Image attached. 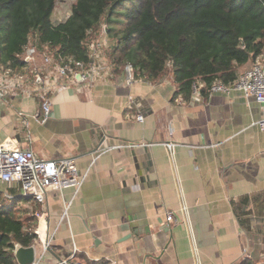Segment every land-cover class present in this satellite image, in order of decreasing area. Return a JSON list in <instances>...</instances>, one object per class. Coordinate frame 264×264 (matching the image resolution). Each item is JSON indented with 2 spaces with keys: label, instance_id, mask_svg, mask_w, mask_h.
I'll return each instance as SVG.
<instances>
[{
  "label": "crops",
  "instance_id": "1",
  "mask_svg": "<svg viewBox=\"0 0 264 264\" xmlns=\"http://www.w3.org/2000/svg\"><path fill=\"white\" fill-rule=\"evenodd\" d=\"M0 73V143L42 159L72 158L85 176L76 195L52 191L43 206L34 204L48 213L53 235L41 264L73 252L81 264H264V131L252 98L199 91L185 100L170 76L128 85L124 70L111 68L92 86L62 81L41 124L33 86L9 89L6 77L19 72ZM167 143L176 144L173 154ZM126 144L137 147H118ZM0 185L19 194V185ZM35 251L37 258L40 246Z\"/></svg>",
  "mask_w": 264,
  "mask_h": 264
},
{
  "label": "trees",
  "instance_id": "2",
  "mask_svg": "<svg viewBox=\"0 0 264 264\" xmlns=\"http://www.w3.org/2000/svg\"><path fill=\"white\" fill-rule=\"evenodd\" d=\"M55 5L0 0L1 70L22 71V49L32 36L53 56L88 64V46L106 26L104 56L114 73L129 64L138 78L170 76L188 100L194 84L202 93L215 81L228 85L264 50V0H73L56 24ZM19 199L6 202L0 193V264H17L15 245L28 248L36 238L33 218L19 216Z\"/></svg>",
  "mask_w": 264,
  "mask_h": 264
},
{
  "label": "built area",
  "instance_id": "3",
  "mask_svg": "<svg viewBox=\"0 0 264 264\" xmlns=\"http://www.w3.org/2000/svg\"><path fill=\"white\" fill-rule=\"evenodd\" d=\"M109 47L106 32L103 28L99 34L93 39L88 46V55L90 62L85 64L76 61L71 56H60L57 54L53 56L47 52V45L39 48L37 44L28 42L22 49V57L25 61V66L22 71L16 75V80L10 82L7 79L6 87L9 89H17L21 81L32 85L37 94L40 108L42 110V117L40 123H45L48 119L51 105V92L61 89L64 84L62 81L66 80L69 85L71 80H77L87 86H92L110 69L111 65L105 59L104 51ZM170 66V65H169ZM1 71V70H0ZM8 75H12L10 71L5 70ZM124 74L126 84H132L135 79V71L131 65L127 64L124 67ZM10 79V78H9ZM3 82L0 74V98L3 97ZM24 90V87H22ZM26 90V89H25ZM24 90V91H25ZM199 86L194 84L192 86V95L199 96ZM232 91L241 92L246 98H252L261 107V118L255 123L260 131H264V50L257 56L252 63L250 69L239 74L237 79L232 83L226 85L220 81H215L208 92H221L229 94ZM128 104L130 106H137L136 101L132 97H128ZM18 119L23 127L28 126V122L23 114H17ZM144 118L141 115L136 117V121L142 123ZM39 121V120H38ZM26 144L29 145V138L26 139ZM142 144L141 146H145ZM173 154V149L176 147L174 143L164 144ZM133 148L136 144H126L125 146H118ZM104 150L103 152H106ZM85 176L81 175L72 158L60 160H47L37 157L30 148L20 149L13 146L10 142L0 143V184L11 187L19 185V194L14 195L10 192H0L2 198L6 202H11L17 198L32 202L35 205L43 206L46 201L47 194L52 191L61 192L63 189H73L76 195L83 182ZM71 202L65 204L63 212L60 216V221L68 220V210ZM173 221L171 214H167L166 222ZM34 234L36 236L32 246H40L41 254L35 257L32 264H41L44 255L49 251L53 235L49 231L48 213L40 211L38 215V223L36 225ZM52 264H81L75 258V252L69 258L55 261Z\"/></svg>",
  "mask_w": 264,
  "mask_h": 264
},
{
  "label": "rangeland",
  "instance_id": "4",
  "mask_svg": "<svg viewBox=\"0 0 264 264\" xmlns=\"http://www.w3.org/2000/svg\"><path fill=\"white\" fill-rule=\"evenodd\" d=\"M72 3L73 0H56L54 14L52 18L53 23L56 24L62 22L69 16ZM33 38L34 36L31 37L30 42L35 44V40ZM0 191L6 192L5 187L0 185ZM16 209L18 210L20 217H23L25 215L33 218L34 226L32 229L34 232L38 223V215L40 214V210H38L37 206H35L29 201L26 202L24 199H19Z\"/></svg>",
  "mask_w": 264,
  "mask_h": 264
},
{
  "label": "water",
  "instance_id": "5",
  "mask_svg": "<svg viewBox=\"0 0 264 264\" xmlns=\"http://www.w3.org/2000/svg\"><path fill=\"white\" fill-rule=\"evenodd\" d=\"M103 30L105 32L106 26L103 27ZM35 252L36 251L33 246L24 248L17 244L14 247L13 256L17 264H32L35 259Z\"/></svg>",
  "mask_w": 264,
  "mask_h": 264
}]
</instances>
